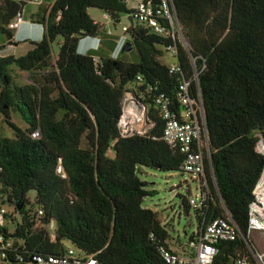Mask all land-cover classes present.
<instances>
[{
    "label": "trees",
    "instance_id": "trees-1",
    "mask_svg": "<svg viewBox=\"0 0 264 264\" xmlns=\"http://www.w3.org/2000/svg\"><path fill=\"white\" fill-rule=\"evenodd\" d=\"M12 2L0 4V52L5 44H16ZM174 3L190 45V53L180 48V74L160 62L171 40L137 23L127 33L133 51L113 58L118 37L108 36L88 10L107 13L116 27L121 15L130 13L125 0H56L36 20L45 28L43 39L32 42L27 55H0V117L12 130L9 137L0 133V202L20 216L6 232L24 259L4 264H33L34 254L62 256L69 247L100 264H167L159 249L172 250L170 231L157 213L143 207L153 193L138 172L146 167L183 173L185 155L164 141L165 121L154 96L168 98L179 116V87L194 75L191 56L202 71L192 96L199 89L204 105L209 197L201 208L181 197L186 215L193 209L198 221L188 242L229 213L241 234L219 245L213 264L242 259L257 264L248 228L264 172L258 150L264 144V0ZM85 37H101L103 46L78 55ZM126 93L143 97L155 123L145 136L120 137ZM14 115L23 126L12 121ZM30 192L36 193L34 202ZM51 222L55 240L47 229Z\"/></svg>",
    "mask_w": 264,
    "mask_h": 264
},
{
    "label": "built area",
    "instance_id": "built-area-1",
    "mask_svg": "<svg viewBox=\"0 0 264 264\" xmlns=\"http://www.w3.org/2000/svg\"><path fill=\"white\" fill-rule=\"evenodd\" d=\"M41 3L42 0H34ZM56 1V0H55ZM54 1V2H55ZM135 6L128 14L133 23L150 29L156 34L171 40V45L166 48V52L177 60L175 65L169 66L171 74L182 73L179 65L180 48L190 53V45L184 28L178 17V12L174 0H131ZM54 4V3H53ZM105 20L111 17L105 13ZM112 21V20H111ZM25 23L22 15L18 14L11 23L10 28L17 30ZM100 25V24H99ZM102 26V25H100ZM43 34L44 26L39 25ZM103 27V26H102ZM104 28V27H103ZM106 30V29H105ZM129 27H124V35L118 37L117 46L112 53L117 59L122 53L124 46L130 42L127 36ZM107 31V30H106ZM107 35H114L107 31ZM85 39L97 42L96 50L100 49L101 37H85ZM194 67V75L191 80L184 79L179 87L178 100L180 104L179 116H176L171 102L164 95H156L155 103L165 121L164 141L174 150H179L185 155V161L181 167L184 174L192 175L199 180L200 195L196 199L190 200L193 208L203 207L209 197V184L206 178L204 150L208 148V134L205 122L204 105L201 92L198 89L196 97L192 96V85L199 83L201 72L196 67V59L191 56ZM205 69V65L203 70ZM139 82L142 81L138 78ZM152 93L153 89L146 91ZM142 96L138 97L133 93H126L123 101V113L119 120L118 130L123 139L134 136H145L154 127L148 117V109L142 101ZM39 132L34 133L33 138H39ZM262 147V143L260 144ZM264 155V150L258 148ZM58 173L66 177L63 168L59 167ZM255 200L250 205L248 234L252 238L253 234L259 232L264 234V172L254 191ZM6 205L0 202V264L6 263L9 259L23 262L15 249L14 238L8 236L7 229H11L15 223ZM40 217L44 212L40 210ZM51 237L55 240V224L51 222L47 226ZM241 230L231 215L228 213L222 218L209 223L205 229L199 233L194 240L182 246L180 251L170 250L160 247L159 252L167 264H213L219 252V245L224 242L236 241ZM253 256L257 264H264V253L253 251ZM33 264H100L93 258H86L73 247H69L62 256H46L34 254L31 258ZM237 264H249L247 259H242Z\"/></svg>",
    "mask_w": 264,
    "mask_h": 264
},
{
    "label": "rangeland",
    "instance_id": "rangeland-1",
    "mask_svg": "<svg viewBox=\"0 0 264 264\" xmlns=\"http://www.w3.org/2000/svg\"><path fill=\"white\" fill-rule=\"evenodd\" d=\"M128 4V9L132 11L135 4L131 0H125ZM90 17L98 24L102 25L108 32L112 33L114 37H122L124 35L123 28L130 27L132 22L128 15H121L120 23L115 27L111 20H105V12L99 9H89ZM58 39L53 44V51L57 55L59 52ZM29 45H24L15 50L16 58L27 55ZM132 59V56H129ZM160 62L166 66H172L177 63V60L170 54H165L160 59ZM16 77L21 76L18 69L13 68ZM26 75H22V77ZM19 82L23 81L20 77ZM15 124L23 126L18 116L14 115L13 120ZM0 133H5L8 137L12 135V130L2 122L0 117ZM264 150V146H259ZM139 178L146 183V190L153 194L148 196L143 203V207L158 214L160 220L166 225L170 231V244L174 248L182 247L188 243L189 237L197 231L198 221L196 213L193 209L186 215L182 208L181 197H188L189 200L196 199L200 195L199 180L192 175L181 172H161L150 168L141 167L138 172ZM28 197L34 202L36 193L30 192ZM8 212L13 215L14 219L20 220V216L15 214L14 208L7 206ZM15 221V220H14ZM253 242V238H251ZM254 251L257 252L254 248Z\"/></svg>",
    "mask_w": 264,
    "mask_h": 264
},
{
    "label": "crops",
    "instance_id": "crops-1",
    "mask_svg": "<svg viewBox=\"0 0 264 264\" xmlns=\"http://www.w3.org/2000/svg\"><path fill=\"white\" fill-rule=\"evenodd\" d=\"M0 0V4H1ZM19 5V14L23 16L25 23L15 30L14 32V45H6L5 49L0 52L1 56H14L15 50L24 45H29L27 52L33 49L32 42H38L43 39V32L39 27V24L36 23V20L44 13V11L51 7L55 0H42L41 3H37L34 0H13ZM3 43V37L0 36V44ZM4 44V43H3ZM91 45L96 48L98 46L97 42L91 43ZM100 46H103V41L100 43ZM253 238V247L258 253H264V234L256 232L252 236ZM184 246V245H181ZM182 247L174 248L171 245V249L174 251H180Z\"/></svg>",
    "mask_w": 264,
    "mask_h": 264
},
{
    "label": "water",
    "instance_id": "water-1",
    "mask_svg": "<svg viewBox=\"0 0 264 264\" xmlns=\"http://www.w3.org/2000/svg\"><path fill=\"white\" fill-rule=\"evenodd\" d=\"M18 14H19V5H18L17 2L13 1L12 2V17L15 18ZM131 22L133 23L132 20H131ZM133 49H134V46H133L132 42L130 41L124 46V48L122 50V53L123 54H129V53H131L133 51ZM23 208H24L23 204L19 205L18 206V211L21 212L23 210Z\"/></svg>",
    "mask_w": 264,
    "mask_h": 264
},
{
    "label": "clouds",
    "instance_id": "clouds-1",
    "mask_svg": "<svg viewBox=\"0 0 264 264\" xmlns=\"http://www.w3.org/2000/svg\"><path fill=\"white\" fill-rule=\"evenodd\" d=\"M91 43H92V40L83 38L78 44V47L76 50L77 54L81 56H85V55H88L92 51H98L96 50V48H94L91 45Z\"/></svg>",
    "mask_w": 264,
    "mask_h": 264
},
{
    "label": "bare ground",
    "instance_id": "bare-ground-1",
    "mask_svg": "<svg viewBox=\"0 0 264 264\" xmlns=\"http://www.w3.org/2000/svg\"><path fill=\"white\" fill-rule=\"evenodd\" d=\"M264 146V145H263Z\"/></svg>",
    "mask_w": 264,
    "mask_h": 264
}]
</instances>
